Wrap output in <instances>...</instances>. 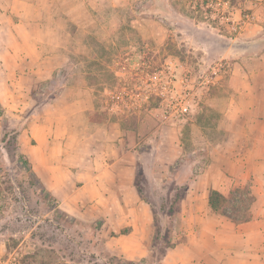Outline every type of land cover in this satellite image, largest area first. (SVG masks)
<instances>
[{
	"label": "rangeland",
	"instance_id": "374dc122",
	"mask_svg": "<svg viewBox=\"0 0 264 264\" xmlns=\"http://www.w3.org/2000/svg\"><path fill=\"white\" fill-rule=\"evenodd\" d=\"M146 2L135 11L102 12V20L87 27L85 45H76L70 63L87 72L97 107H107L97 118L103 120L105 114V119L118 122L126 149L136 153L129 158L136 162L134 184L153 213L142 264H163L167 243L175 246L189 227L185 218L191 202L184 201L192 183L198 181L201 198L212 190L231 198L235 190H251L256 178L264 176V166L257 163L264 155L245 151L247 143L257 140L244 137L245 129L258 132L264 122L252 121L254 116L228 121L234 79L243 78L231 73V60L221 53L226 43L219 38L218 44L209 40L205 45V30L193 25L214 22L222 32L221 21L232 17L230 21L240 23L230 30L233 37L242 21H262L264 9L244 0L219 1L227 2L228 8L195 0L187 14L196 21L187 25L174 14L173 24L164 23L161 12H155L161 15L155 22L133 21L165 5L161 0L149 6ZM115 16L121 21H111ZM152 33L157 41L144 38ZM187 33L192 37L188 42ZM13 48V42L0 35V264H122L119 259H128L124 255L141 252L136 238L122 234L129 228L105 233L106 218L97 216L92 205L85 217L68 213L43 193L41 180L31 174L32 164L30 170L20 162V153L30 161L27 152L41 144L39 135L47 132L39 121L44 102L57 97L61 86L48 80L36 88L25 82L23 89H9L15 66L5 50ZM63 72H56L54 79H62ZM250 80L257 86L262 82ZM167 90L185 100L188 112L179 113L178 105H170ZM260 95L254 88L253 97ZM59 127L57 123V132ZM69 129L76 127L69 123ZM64 188L70 203V192Z\"/></svg>",
	"mask_w": 264,
	"mask_h": 264
},
{
	"label": "crops",
	"instance_id": "0c3cea01",
	"mask_svg": "<svg viewBox=\"0 0 264 264\" xmlns=\"http://www.w3.org/2000/svg\"><path fill=\"white\" fill-rule=\"evenodd\" d=\"M156 1L160 0H0V35H5L16 47L5 50L15 66L9 89H23L25 82L36 88L48 80L61 86L57 97L44 102L39 121L47 132L39 135L41 144L27 152L29 162L68 213L85 217L92 205L97 216L106 218L105 233L129 228L127 235L136 238V248L141 251L124 255L130 261L147 256L144 247L151 239L153 223L152 209L134 184L136 162L129 158L136 153L126 149L125 135L122 136L118 122L105 119V114L103 120L97 118L107 107H97L95 88L87 72H82L75 62L70 63V59L77 52L76 45H85L90 33L87 27L102 20V12L135 11L145 2L149 6ZM161 1L165 4L163 9L150 8L133 21L155 22L161 18L155 12H161L162 21L170 25L173 14L180 17L182 26L196 21L187 14L195 0ZM210 1L216 6H229L220 0ZM246 1L264 9V0ZM233 11V17L236 14L238 18ZM115 18L111 21H121L119 16ZM228 20L221 21L222 32L214 22L198 21L193 25L205 30V45L209 40L218 44L222 39L226 43L221 53L231 60V73L243 78L238 81L233 78L235 93L229 99L228 121L235 122L237 116H254L252 121L264 122V19L242 21L239 33L233 37L229 32L240 23L230 21L232 17ZM144 36L148 41H157L154 33ZM189 36L187 33L184 41L191 40ZM206 49L209 48L205 46ZM62 69L66 72L56 81L54 75ZM251 78L262 82L257 86L258 82ZM254 88L261 94L259 99L253 97ZM69 123H73L75 131L69 129ZM263 130L245 129L244 137L257 140L246 144L247 154L264 155ZM137 159L142 160L143 156ZM257 163L264 166V157L260 156ZM197 186L198 181L192 183L184 201L191 202L190 214L185 218L189 227L175 246L166 250L163 264H264V176L256 178L251 189L255 199L252 220L241 224L216 214L209 205L210 193L202 199ZM64 187L70 192V203H66L69 199L68 193L63 194Z\"/></svg>",
	"mask_w": 264,
	"mask_h": 264
},
{
	"label": "trees",
	"instance_id": "16d2710c",
	"mask_svg": "<svg viewBox=\"0 0 264 264\" xmlns=\"http://www.w3.org/2000/svg\"><path fill=\"white\" fill-rule=\"evenodd\" d=\"M19 160L22 162L27 168L31 169V164L28 160V158L20 153ZM32 176H35V173L33 170L31 171ZM40 186L43 190V193H47L48 195H51L52 198H54V203L57 205L59 202L58 200L52 195L51 191L46 188V186L41 182ZM241 190H235L232 194L231 198L226 197L224 194L217 190H212L210 192L209 197V205L211 209L222 216L228 217L235 221L237 224L249 222L252 220V213H251V207L254 203L255 199L252 195V192L250 189H245L242 192ZM130 232V229L123 230L122 234L126 235ZM174 245L171 244V241L167 243V248H172ZM122 264H142L146 262V259L143 258L141 261H130V260H123Z\"/></svg>",
	"mask_w": 264,
	"mask_h": 264
},
{
	"label": "built area",
	"instance_id": "2783aa9c",
	"mask_svg": "<svg viewBox=\"0 0 264 264\" xmlns=\"http://www.w3.org/2000/svg\"><path fill=\"white\" fill-rule=\"evenodd\" d=\"M169 91L166 94V98L168 101H170V105H178L180 107L179 110H177L179 113H186L188 112V107L186 106L185 100H178V98L176 97V95L173 93L172 90H167Z\"/></svg>",
	"mask_w": 264,
	"mask_h": 264
}]
</instances>
